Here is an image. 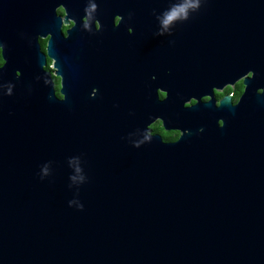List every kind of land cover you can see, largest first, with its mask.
Masks as SVG:
<instances>
[{
    "label": "water",
    "instance_id": "1",
    "mask_svg": "<svg viewBox=\"0 0 264 264\" xmlns=\"http://www.w3.org/2000/svg\"><path fill=\"white\" fill-rule=\"evenodd\" d=\"M60 1L0 0V264H264V0Z\"/></svg>",
    "mask_w": 264,
    "mask_h": 264
},
{
    "label": "flooded vegetation",
    "instance_id": "2",
    "mask_svg": "<svg viewBox=\"0 0 264 264\" xmlns=\"http://www.w3.org/2000/svg\"><path fill=\"white\" fill-rule=\"evenodd\" d=\"M60 12L65 13V29L68 33H76L77 24L81 22V15L79 13L74 12V4L73 1L70 0H61L60 1ZM87 18H95V11H86ZM128 17V11L120 10L118 12V24L125 21ZM98 18V28L107 26V17L97 15ZM61 34V31L58 25H52V29L43 30L40 33L41 42L44 44L45 49H49L51 52L55 54V58L61 61V53H57L55 50V36ZM4 39V38H3ZM0 39V51L2 46L6 43V40ZM48 65L53 67L54 71L56 67L53 65L54 57L47 55ZM2 58L0 54V65L2 63ZM61 71L60 73H55L57 87L62 84L61 80L63 79V83L70 79V69L63 68V63H61ZM251 70L248 69L245 72H242L238 77H229L228 81H217L214 85L216 90L220 95V104H226L229 92H232L236 98V104L243 103V91H244V81L245 77L251 76ZM253 79V78H251ZM169 87V86H168ZM167 86L162 85L161 94L167 99L169 96L174 94V88L169 87L170 90L166 89ZM62 95L64 93L61 92ZM205 98H210L214 101L218 98L215 90L209 88L204 90ZM190 107L201 104L202 98L201 93H194V96H188ZM150 126L152 132L163 131L167 141L169 140H178L180 136L187 135L188 132V124L176 121L174 124L172 123V116L169 111H161L156 114L150 121ZM222 123H231L230 121V112H222Z\"/></svg>",
    "mask_w": 264,
    "mask_h": 264
},
{
    "label": "clouds",
    "instance_id": "3",
    "mask_svg": "<svg viewBox=\"0 0 264 264\" xmlns=\"http://www.w3.org/2000/svg\"><path fill=\"white\" fill-rule=\"evenodd\" d=\"M177 16H178V12L176 10H173L172 12H170L169 14H167V17L164 20L165 25H167L169 22H171L172 20H174L175 18H177Z\"/></svg>",
    "mask_w": 264,
    "mask_h": 264
}]
</instances>
